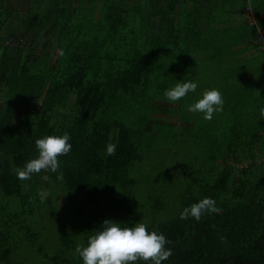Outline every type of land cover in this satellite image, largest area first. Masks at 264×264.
Wrapping results in <instances>:
<instances>
[{"label": "trees", "instance_id": "16d2710c", "mask_svg": "<svg viewBox=\"0 0 264 264\" xmlns=\"http://www.w3.org/2000/svg\"><path fill=\"white\" fill-rule=\"evenodd\" d=\"M250 6L256 26L247 0H0V264H83L105 220L162 233V264H264V0ZM184 81L197 90L167 101ZM211 89L222 112L187 111ZM64 133L59 171L18 180ZM206 197L222 214L180 219Z\"/></svg>", "mask_w": 264, "mask_h": 264}, {"label": "clouds", "instance_id": "9594fccd", "mask_svg": "<svg viewBox=\"0 0 264 264\" xmlns=\"http://www.w3.org/2000/svg\"><path fill=\"white\" fill-rule=\"evenodd\" d=\"M60 55H64L63 51ZM198 88L196 82H177L171 89L164 91V98L176 103L185 98L188 93L195 92ZM224 100L221 92L217 89L205 90L202 98L187 107V111L202 115L203 119L211 120L213 115L223 111ZM260 117L264 119V107L259 109ZM70 136L64 133L60 136H45L35 141L38 156L29 160L22 168L16 169L17 179L20 181L30 180L33 175L43 172L57 173L60 169L61 156L71 151ZM117 145L108 143L105 155L114 156ZM45 181L50 178L45 175ZM38 196L41 202H45L50 192L39 190ZM222 209L217 207L216 201L206 197L202 200L185 207L180 214L181 220L194 219L200 222L202 217L222 214ZM221 242L226 238L221 237ZM171 242L156 231L149 232L147 226L138 222L134 226H122V224L105 220L99 230L89 236L87 246L77 245L75 254L83 261V264H162L172 255L171 249L166 245Z\"/></svg>", "mask_w": 264, "mask_h": 264}, {"label": "rangeland", "instance_id": "374dc122", "mask_svg": "<svg viewBox=\"0 0 264 264\" xmlns=\"http://www.w3.org/2000/svg\"><path fill=\"white\" fill-rule=\"evenodd\" d=\"M260 35H261V37H260V39H261L260 43L261 44L259 45L258 50H256V53L255 52H254L255 54L252 53L253 55L258 54V57L261 58L259 60V62H258V66L256 67L257 70H258L257 73L259 74V76L264 74V54L260 55V52L264 53V47H263V45H264V33L262 32ZM248 55L250 56V54H248ZM253 55L248 57V58H253ZM243 64H244L245 68L248 69V80H249V79H251V75L254 73V69H253L254 65L252 63H249V62L248 63H243ZM207 79H208V76L206 75L204 78L201 77L200 81L203 84V82H207L208 81ZM201 90H203V89H200V91ZM257 91L259 92L260 95H262L263 92H264V89H257ZM200 96L202 97V94ZM263 99H264V95H263ZM261 101H262V99L260 98V102ZM71 105H72V102L70 103L69 109L71 108ZM248 105L249 106H253L254 103L249 101ZM164 159H167V157L166 158L164 157ZM165 164L167 165V167H172V165H173L172 163H170L169 161H166V160H165ZM6 203H7V200L5 199L2 204L5 206ZM46 239L50 243H53L55 241L54 233H49L47 235Z\"/></svg>", "mask_w": 264, "mask_h": 264}, {"label": "built area", "instance_id": "2783aa9c", "mask_svg": "<svg viewBox=\"0 0 264 264\" xmlns=\"http://www.w3.org/2000/svg\"><path fill=\"white\" fill-rule=\"evenodd\" d=\"M247 1H248V3H249L248 14H249V16H250L251 24L254 25V26H256L255 15H254V13H253L252 10H251L250 0H247ZM263 47H264V45H263Z\"/></svg>", "mask_w": 264, "mask_h": 264}, {"label": "crops", "instance_id": "0c3cea01", "mask_svg": "<svg viewBox=\"0 0 264 264\" xmlns=\"http://www.w3.org/2000/svg\"><path fill=\"white\" fill-rule=\"evenodd\" d=\"M260 89H264V85L263 84L262 85L260 84ZM263 95H264V92H263L262 95H260L261 96V99H262V105H264Z\"/></svg>", "mask_w": 264, "mask_h": 264}]
</instances>
